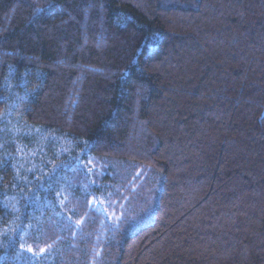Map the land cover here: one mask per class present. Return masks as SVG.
<instances>
[{
  "label": "trees",
  "instance_id": "obj_1",
  "mask_svg": "<svg viewBox=\"0 0 264 264\" xmlns=\"http://www.w3.org/2000/svg\"><path fill=\"white\" fill-rule=\"evenodd\" d=\"M24 256L264 264V0H0V264Z\"/></svg>",
  "mask_w": 264,
  "mask_h": 264
},
{
  "label": "rangeland",
  "instance_id": "obj_2",
  "mask_svg": "<svg viewBox=\"0 0 264 264\" xmlns=\"http://www.w3.org/2000/svg\"><path fill=\"white\" fill-rule=\"evenodd\" d=\"M25 145V144H24ZM41 151L42 150V145L40 146L38 143H34V147L33 148H25V146H23V144H21V145H19V146H17V148H16V157H18L19 159H21V161H27V164H28V167H29V169H35V167H34V164H33V158H32V156L34 155V153H36L37 151ZM38 151V152H39ZM39 153H41V152H39ZM31 158V159H30ZM41 158H44V157H41ZM44 173V172H43ZM59 179H61V181H60V183H61V186H60V192H58L57 194H58V196L61 198V200H64V199H66V198H64L63 196V194L64 193H62V191H63V187L64 186H62L64 183H66V180H67V178L66 177H60ZM93 202V201H92ZM45 204L49 207L50 206V201L49 200H46V202H45ZM99 212H101V213H103V215H104V217H105V219H107V220H109V215H107V213H106V211H105V209L104 208H102V202H97V204H96V207H95ZM29 249H31V250H29ZM24 250H26V251H28V253H32V248H30L29 247V245H26L25 246V248H24ZM40 253H42L40 256H38V257H36V259L35 260H40L41 262H42V257H44V255H45V257H46V253L43 251H40ZM40 253H38V254H40ZM21 255V254H20ZM19 255V256H20ZM44 257V258H45ZM28 257L27 256H24L23 258H22V260H23V262L25 263L26 262V260H27V264L29 263H31V261H29L28 259H27ZM41 258V259H40ZM30 259H31V257H30ZM48 260V259H47ZM49 260H51L50 258H49ZM37 263V262H36ZM38 264V263H37Z\"/></svg>",
  "mask_w": 264,
  "mask_h": 264
},
{
  "label": "snow or ice",
  "instance_id": "obj_3",
  "mask_svg": "<svg viewBox=\"0 0 264 264\" xmlns=\"http://www.w3.org/2000/svg\"><path fill=\"white\" fill-rule=\"evenodd\" d=\"M36 11H37V12H42L43 9H39V8H38V9H36ZM29 250H31V249H29ZM41 251H43V250H41Z\"/></svg>",
  "mask_w": 264,
  "mask_h": 264
}]
</instances>
